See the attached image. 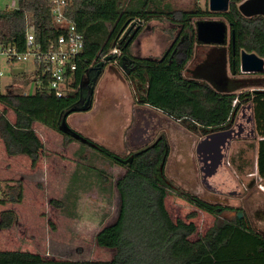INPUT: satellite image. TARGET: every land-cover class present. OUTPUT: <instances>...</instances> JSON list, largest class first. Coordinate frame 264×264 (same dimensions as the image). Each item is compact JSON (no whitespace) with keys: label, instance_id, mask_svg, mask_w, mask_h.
I'll return each instance as SVG.
<instances>
[{"label":"trees","instance_id":"1","mask_svg":"<svg viewBox=\"0 0 264 264\" xmlns=\"http://www.w3.org/2000/svg\"><path fill=\"white\" fill-rule=\"evenodd\" d=\"M241 1L230 0L226 11L213 12L203 7L169 11L143 7L139 11H120L118 0H67L66 14L82 34L84 42L72 89L61 96L46 88L28 93L14 92V85L27 84L28 78L29 82L36 81L42 67L27 73L25 70L12 73L7 85L9 89L0 92V102L15 116L11 121L4 113L0 114V140L5 152L26 155L31 167H36L44 150L43 141L32 125L36 121L74 141L72 134L76 131L70 127L63 131L61 123L67 124L69 114L91 108L95 87L104 69L107 65H115L129 83L136 104H147L160 110L200 136L228 129L233 113L244 102H251L259 135L257 173L264 178V89L241 91L246 86L243 83L246 79H241L238 93L219 91L205 81L184 74L197 43L195 18L218 15L229 24L234 34V53L229 41L230 61L235 59L236 73H240L241 49L264 58V16H243L238 10ZM165 19L173 27L169 31L177 29L172 44L159 56L134 55L131 43L143 24ZM27 25L33 31L35 41L43 45L61 33L52 21L51 0H16L14 8L0 7L1 42L12 43L23 50ZM136 27L134 38L127 41ZM114 48L118 52H112ZM47 80L44 76L43 85L46 86ZM20 86L16 88L19 90ZM85 142L125 168L114 182L119 200L117 215L94 234L95 244L111 251L104 264H264V235L252 228L248 220L238 217L217 219L199 232L192 220L196 211L187 213L184 218L171 216L165 206L170 189L209 213L232 210L233 207L211 203L167 180L163 168L169 143L165 135L161 134L151 144L125 155L88 138ZM4 198L0 199L1 204H5ZM8 199L19 202L20 193L18 198L9 194ZM50 202L58 203L55 199ZM15 219L14 209L1 210L0 229L9 227ZM0 264L66 262L59 257L13 247L0 248Z\"/></svg>","mask_w":264,"mask_h":264},{"label":"rangeland","instance_id":"2","mask_svg":"<svg viewBox=\"0 0 264 264\" xmlns=\"http://www.w3.org/2000/svg\"><path fill=\"white\" fill-rule=\"evenodd\" d=\"M118 2L120 11H139L143 7L156 11L208 8V0ZM15 5L16 0H0L1 8ZM207 19L223 17L212 15ZM156 22L160 24L154 36L153 52L154 56H159L172 44L177 29L169 31L172 25L166 19L153 20L143 24V33L153 32ZM146 25L148 30H144ZM117 68L111 66L103 73L95 87L91 108L69 114L66 118L68 126L120 155L138 150L161 134L165 135L169 143L163 168L167 180L211 203L233 207L232 210L209 213L170 189L165 206L171 216L184 218L187 213L196 211L192 220L198 231L203 232L215 220L234 219L236 213L242 211V218L264 234V178L257 173L259 135L252 103L241 104L233 113L231 126L218 131L222 134L215 137L210 136L212 133L195 135L178 122L157 117H146L137 122L132 89ZM4 69L8 74L6 82L11 72L25 70L27 73L32 65L30 61L19 62L8 67L4 65ZM237 75L246 79L243 81L246 86L241 91L264 89L262 72H240ZM29 79L27 84L17 85L19 90L16 85L12 90L35 92L34 83ZM8 89L4 87L3 92ZM1 113L14 120L13 111L0 102ZM32 125L44 144L34 168L26 155H8L0 140V199L6 197L5 204L0 203V211L12 208L16 213L11 225L0 229V248L46 251L48 255L64 259L66 264H104L109 253L95 244L94 234L117 215L119 200L114 182L125 168L86 142L76 138L69 141L62 133L37 121ZM134 125L142 128L139 143L131 142L129 138ZM8 193L12 198H18L20 193V201L12 202ZM53 199L58 203L50 202Z\"/></svg>","mask_w":264,"mask_h":264},{"label":"built area","instance_id":"3","mask_svg":"<svg viewBox=\"0 0 264 264\" xmlns=\"http://www.w3.org/2000/svg\"><path fill=\"white\" fill-rule=\"evenodd\" d=\"M66 5L67 0H51L52 21L61 30L55 40H49L44 45L36 42L31 27L27 25L23 50L18 49L12 43L0 41V92H3L4 87L11 81L12 72L9 81L4 82L8 76L4 65L8 67L28 61H30L32 69L27 72L42 67L40 74L37 75V80L33 82L36 91L46 88L57 96H61L72 89L71 83L74 80L84 42L82 34L66 14ZM112 52H118V50L114 48ZM44 76L48 78L46 86L43 85Z\"/></svg>","mask_w":264,"mask_h":264},{"label":"crops","instance_id":"4","mask_svg":"<svg viewBox=\"0 0 264 264\" xmlns=\"http://www.w3.org/2000/svg\"><path fill=\"white\" fill-rule=\"evenodd\" d=\"M142 3L140 4V6L142 5ZM167 11H169V9ZM152 21L153 20H150L148 23H151ZM155 24L157 25V27H155V30H153V32L151 31V33H147V32L143 33V29H142L137 33V35L135 36V38L133 39L131 43V51L134 55L138 57H148V55H152V56L156 55L153 52L155 49V46L153 43L155 40L154 36L156 35V31L158 30V26H159L158 24L160 23L156 22ZM148 29H149V26L146 25L144 30H148ZM229 41H230L229 38H227L226 42L220 45L219 44H204V43H199V42L195 43L193 47L192 58L187 62L185 70H184V74L191 78L205 81L206 83H208L213 88L219 91L232 90L234 92H238L240 89V86L242 85L240 84V81L241 79H244V78H240L239 75H237L238 73L232 72L231 61H230ZM111 66L117 68V66L115 65H107L103 73L105 74L108 71V69L111 68ZM117 70L120 72L118 68ZM121 76L123 77L122 73H121ZM99 80L97 82V85L99 83ZM126 83L128 84L127 81ZM133 108L135 109V112H136L137 122H140L141 119L143 120L146 117H157L158 119L162 118L163 120L167 122L172 121L174 123H177V121L171 119L169 116H167L162 111L152 108L151 106L147 104H136L134 102ZM131 110H132V106H131ZM145 114H147V116H145ZM141 129H142L141 126L139 127L138 125H134L130 129L129 138L131 142L134 141L135 143H139L142 141V140H139V138L142 137ZM195 135H198V134H195ZM22 249L29 250L31 252H39L43 256H49V257L51 256V255H48L46 251H35V250L27 249V248H22ZM104 249L108 251L109 253L108 259H109L111 251L107 248H104ZM52 257H57V256L52 255Z\"/></svg>","mask_w":264,"mask_h":264},{"label":"water","instance_id":"5","mask_svg":"<svg viewBox=\"0 0 264 264\" xmlns=\"http://www.w3.org/2000/svg\"><path fill=\"white\" fill-rule=\"evenodd\" d=\"M230 0H208V9L213 12H223L228 9ZM238 10L245 17L254 15L264 16V0H243L238 4ZM128 21L121 28L120 32L127 25ZM195 25V37L196 42L204 44H224L227 38L230 39L232 44V51L234 53V34L230 31L229 24L224 19H196ZM137 27L130 33L128 40L134 38ZM239 69L242 72H263L264 71V58L256 54L255 52H248L241 49L239 52ZM232 72H235V59L231 60ZM60 128L63 131H68L69 126L62 122ZM222 132L212 133L210 136L215 137ZM72 136L79 139L82 142L86 141V138L77 132H74ZM206 140V139H205ZM238 217H243V212L240 211Z\"/></svg>","mask_w":264,"mask_h":264},{"label":"flooded vegetation","instance_id":"6","mask_svg":"<svg viewBox=\"0 0 264 264\" xmlns=\"http://www.w3.org/2000/svg\"><path fill=\"white\" fill-rule=\"evenodd\" d=\"M217 132H218V131H217ZM229 134H230V133H229ZM229 134H228V135H229ZM239 212H240V211H238V212L236 213V217H238ZM238 218H239V217H238ZM241 218H242V217H241ZM242 219L247 220L245 217L242 218ZM249 223H250V222H249ZM250 225H251V224H250ZM251 226H252V225H251ZM252 228H253V227H252ZM256 231H258V230H256ZM258 232L261 233L260 231H258ZM261 234H263V233H261ZM263 235H264V234H263Z\"/></svg>","mask_w":264,"mask_h":264}]
</instances>
